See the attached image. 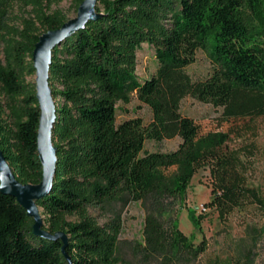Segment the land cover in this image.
Here are the masks:
<instances>
[{
  "label": "trees",
  "instance_id": "16d2710c",
  "mask_svg": "<svg viewBox=\"0 0 264 264\" xmlns=\"http://www.w3.org/2000/svg\"><path fill=\"white\" fill-rule=\"evenodd\" d=\"M84 0H73L75 15ZM34 18L22 31L6 32L0 13V149L22 184L37 185L43 168L37 152L39 102L33 52L42 34L68 18L50 13V4L30 0ZM103 16L56 46L49 85L56 106L54 182L37 202L43 229L63 232L68 244L36 236L34 222L17 200L0 190V264H120L116 257L124 210L141 203L145 212L143 264H200L208 243L194 244L179 230L191 181L209 169L212 207L222 221L236 210L264 209L251 185V150L232 148L253 127L203 133L181 111L193 98L222 109V122L264 119V0H97ZM146 46L157 62L141 79L139 53ZM202 52L211 70L193 80L187 68ZM136 98L152 112L145 123L118 121L122 107ZM9 113L5 119L6 113ZM179 138L170 152L145 151L147 141ZM97 209L109 216L100 224ZM205 218L190 211L198 230Z\"/></svg>",
  "mask_w": 264,
  "mask_h": 264
},
{
  "label": "rangeland",
  "instance_id": "374dc122",
  "mask_svg": "<svg viewBox=\"0 0 264 264\" xmlns=\"http://www.w3.org/2000/svg\"><path fill=\"white\" fill-rule=\"evenodd\" d=\"M30 0H0V13L7 31L24 29V23L34 18L33 5ZM44 5L50 4V13L62 12L68 20L76 17L73 0H40ZM137 73L141 79L150 77L157 68L153 51L146 46L139 53ZM0 64L6 65L4 44L0 43ZM211 66L202 52L196 55L195 62L187 68L193 80L206 78ZM24 81L33 87L36 85V75H25ZM118 121L141 117L147 124L152 119L151 110L141 104L136 98L127 107H122ZM181 111L191 117L201 128L203 133L215 131H229V128L250 125L252 131L243 139L232 138V148L251 150V154L243 156L252 168L250 183L257 188L264 200V119L256 121H236L235 123L222 122V109L210 104L201 103L193 98H186L182 102ZM9 113L5 115L8 118ZM181 140H167L162 143L147 141L145 151L170 152L175 150ZM212 183L209 169L200 170L191 181L187 200L183 209L176 214L179 230L187 237L195 236L194 244L198 245L203 239L208 243L206 253L200 259V264H264V209L253 206L236 210L227 220L222 221L218 213L212 208L201 211L212 199ZM190 211L205 219L201 229H195L190 220ZM100 224H105L109 216L103 212L91 210ZM146 212L141 203H132L122 214L123 227L119 238L117 255L120 264H143L141 250L144 245V225ZM154 261L152 264H161Z\"/></svg>",
  "mask_w": 264,
  "mask_h": 264
},
{
  "label": "water",
  "instance_id": "95a60500",
  "mask_svg": "<svg viewBox=\"0 0 264 264\" xmlns=\"http://www.w3.org/2000/svg\"><path fill=\"white\" fill-rule=\"evenodd\" d=\"M97 0H84L76 17L65 22L61 28L42 34L33 52V66L36 72V97L40 116L37 131V152L43 168V179L37 185L22 184L0 149V190L17 200L27 216L33 220L36 236L60 240L63 252L68 244V236L63 232L51 234L43 229L44 221L37 202L50 194L54 182L57 163V148L53 144V130L56 123V106L49 85L50 66L53 49L64 40L84 29L90 21L100 19L103 14L96 9Z\"/></svg>",
  "mask_w": 264,
  "mask_h": 264
},
{
  "label": "built area",
  "instance_id": "2783aa9c",
  "mask_svg": "<svg viewBox=\"0 0 264 264\" xmlns=\"http://www.w3.org/2000/svg\"><path fill=\"white\" fill-rule=\"evenodd\" d=\"M201 211L206 212L207 208L205 206H201Z\"/></svg>",
  "mask_w": 264,
  "mask_h": 264
}]
</instances>
